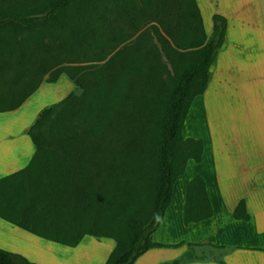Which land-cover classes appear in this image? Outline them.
<instances>
[{
	"label": "trees",
	"instance_id": "obj_1",
	"mask_svg": "<svg viewBox=\"0 0 264 264\" xmlns=\"http://www.w3.org/2000/svg\"><path fill=\"white\" fill-rule=\"evenodd\" d=\"M226 26L213 14L207 35L196 0H0V113L39 88L38 73L51 71L48 82L65 75L74 85L30 125L35 152L0 179V217L68 246L85 235L112 239L104 264H134L150 249L192 244L152 234L187 161L201 160L202 141L181 132ZM212 214L195 175L183 223ZM233 217L249 219L244 200ZM0 264L38 263L0 248Z\"/></svg>",
	"mask_w": 264,
	"mask_h": 264
},
{
	"label": "crops",
	"instance_id": "obj_2",
	"mask_svg": "<svg viewBox=\"0 0 264 264\" xmlns=\"http://www.w3.org/2000/svg\"><path fill=\"white\" fill-rule=\"evenodd\" d=\"M196 3L207 35L212 30L213 14L224 16L227 23L224 42L208 70L206 88L193 99L184 120L196 111L197 125L191 132L197 133L191 137L202 141L203 150L194 174L204 180L213 214L183 225L187 181L193 176L190 175L179 190L180 205L169 213L174 205L172 199L160 224L166 223L167 236L172 237L171 227L177 221L185 235L162 243L208 238L220 251L218 259H194L180 264H264V0ZM37 77L42 79L39 88L19 108L0 113V179L23 169L35 152L28 129L41 110L42 103L33 105L40 97L37 95L59 86L65 88L62 99L74 90L65 75L56 82H48L54 77L51 71L38 73ZM240 200L245 202L247 220L233 217ZM102 239L110 241L101 242ZM113 247L112 239L91 235H85L76 246L64 245L0 217V248L38 264H104ZM183 253L182 247L153 248L134 264H170Z\"/></svg>",
	"mask_w": 264,
	"mask_h": 264
},
{
	"label": "rangeland",
	"instance_id": "obj_3",
	"mask_svg": "<svg viewBox=\"0 0 264 264\" xmlns=\"http://www.w3.org/2000/svg\"><path fill=\"white\" fill-rule=\"evenodd\" d=\"M134 11H135V13H137V7L134 9ZM118 26H121V24L120 25L118 24ZM206 31H207V28H206ZM206 34H207V32H206ZM136 38H137V32L133 35V37L129 41L132 42ZM127 42L128 41H126L125 43H127ZM122 45L123 44H121L119 46H122ZM64 91H65V88L57 86L56 90H54V91H48L47 94H43V95H37L40 97H37V99L34 101L33 105H35L37 107L38 105H40V103H42L41 104L42 105L41 109H42L43 107L50 105V104L56 102L58 99H60V97H62L64 95L63 94ZM46 92H47V90H46ZM76 92L78 93L79 90H76ZM139 108L140 107L137 105V127L140 126V123H141V122H138V116H139L138 110H139ZM195 115H197L196 111L193 112V114L191 115L192 117H190V119H187L184 122V126H183L182 132H181L183 138L191 137L192 134L197 133V132H191L192 129H194L197 125ZM195 163L196 162L193 160H188V162H187L188 165L186 167V171L182 175L177 177V179L175 181V193L173 194V198H172L174 205H172L170 207L169 213H173L177 209V207L180 205L182 192H179V190H182L186 179L190 175H193V176L197 175V174H194L195 173L194 168H196ZM168 217H169V214L166 218H168ZM161 222H162V220L160 221L158 226H160ZM183 225H184V223H183ZM166 228H167L166 223L164 222L163 225L160 226L159 232L156 235H154L153 240L154 241H161V242H168V241L176 240L175 237H177V236L181 237L182 235H185V232L181 229L182 227H179V223H177V221H175L171 227L172 231H173L172 232L173 238L167 236V233L169 230L168 229L166 230ZM109 241L110 240H108V239L107 240L102 239L101 242H109ZM180 241H181V239H180ZM190 242L192 244H190V245L183 244V245L179 246V247L185 248V253H183V255L182 254L179 255L177 258L175 257L172 261H170L171 262L170 264H172V262L175 259H179L180 263H185L187 261L194 260V259L207 260V259H218L220 257V251L214 247V245L210 239L205 238V239H203V241H190ZM103 244L105 245L106 243H103ZM170 244H172V243H170ZM166 248H168V247H166ZM28 259L31 261L30 258H28Z\"/></svg>",
	"mask_w": 264,
	"mask_h": 264
}]
</instances>
